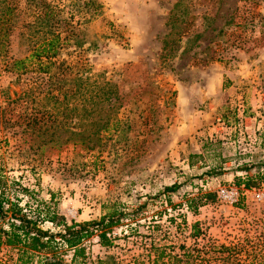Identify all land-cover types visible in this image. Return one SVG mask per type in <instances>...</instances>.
I'll return each instance as SVG.
<instances>
[{
	"label": "rangeland",
	"instance_id": "374dc122",
	"mask_svg": "<svg viewBox=\"0 0 264 264\" xmlns=\"http://www.w3.org/2000/svg\"><path fill=\"white\" fill-rule=\"evenodd\" d=\"M98 2L96 13L88 0H13L15 15L6 16L0 0V169L12 200L34 205L25 192L34 184L70 222L125 213L108 232L112 246L95 252L100 264H264V200L250 191L264 183L234 205L219 196L230 185L246 192L237 176L264 173V0ZM38 31L69 34L59 60L120 86L121 125L102 153L44 143L27 127L32 113L50 109L49 83L10 64L31 52ZM66 87L80 105L77 86ZM83 114L70 113L65 131L89 128L93 117ZM199 195L196 214L187 206ZM51 223L46 230H61ZM98 242L85 241L86 251Z\"/></svg>",
	"mask_w": 264,
	"mask_h": 264
},
{
	"label": "trees",
	"instance_id": "16d2710c",
	"mask_svg": "<svg viewBox=\"0 0 264 264\" xmlns=\"http://www.w3.org/2000/svg\"><path fill=\"white\" fill-rule=\"evenodd\" d=\"M11 1L6 2V16L15 15L16 6ZM95 7L98 13L102 5L98 0H88ZM15 9V10H14ZM4 17L5 23L7 17ZM39 12L36 15V22L42 27H46L44 17ZM34 27V25H32ZM3 27H0V34ZM41 34L40 31H38ZM51 33V34H50ZM70 35L62 36L57 31H49V35L41 34L35 46L30 53H26L22 57H11L12 63L10 69L13 72L34 74V83H49L48 89L45 91V97L51 105L50 109L40 117L32 113L30 117H25L27 127L36 130L37 136L45 138L44 143L51 144H81L82 148L87 152L98 151L102 153L105 139L110 134L117 133L121 125V119L118 117L120 110L125 105L124 95L118 84L110 81H99L94 79L92 75L85 73L84 65L81 64L79 69L77 65L68 63L67 60H59V49L62 45L70 42ZM0 42L4 44L3 38ZM76 67V72H74ZM68 83L77 86L74 94L80 96L81 104L76 105L70 103V97L73 96L72 89H67ZM32 86L31 93L34 94ZM63 100H60V97ZM74 95V96H75ZM64 104L63 110L60 111V105ZM55 111L57 113H55ZM83 111L85 116L91 115L92 121L90 127L74 131L66 129L67 119L70 113ZM64 115L65 120H60V116ZM66 132L62 135L63 132ZM191 164V162H190ZM249 170V169H248ZM247 170V171H248ZM264 183V173L258 171L255 175H247L246 177L237 176L235 184L244 186L246 189L260 188ZM6 179L0 169V249L3 244L11 246L22 251L20 260L22 264H32V257L36 253L43 254L44 264H74L79 259L86 257L87 249L85 241L98 236L100 244L111 247L112 241L108 237V232L113 228L120 226L125 213L119 210H113L103 215L99 220L86 222L68 221L64 215L59 213L57 204L50 201L42 208L37 205L36 211L27 213L23 211L20 205L21 199L16 198L14 201L10 199L6 193ZM180 185L174 184L166 188L165 192H175ZM30 196L32 193L25 190ZM33 197V196H32ZM204 196L194 197L187 208L196 214L199 208L205 205L201 203ZM5 203L9 204V208L5 209ZM10 219L7 221V218ZM12 220H18V223ZM7 221V225L5 227ZM46 221L52 222L57 227H61L58 232L46 230L41 227ZM3 222V223H2ZM73 252L71 263L65 259L67 252ZM163 258V255H160ZM176 260L173 264L179 263ZM158 264H171L165 261L157 260Z\"/></svg>",
	"mask_w": 264,
	"mask_h": 264
},
{
	"label": "crops",
	"instance_id": "0c3cea01",
	"mask_svg": "<svg viewBox=\"0 0 264 264\" xmlns=\"http://www.w3.org/2000/svg\"><path fill=\"white\" fill-rule=\"evenodd\" d=\"M16 180H18V179H16ZM8 182H9V180H8ZM10 182H12V181H10ZM29 188L31 190H28V191H30V193H32L33 197L32 196L31 197L34 199L35 204L32 205L31 200L30 201L25 200V202H28L30 207H34V211H36L37 205L40 206L39 208H42L44 205H46L50 201H52V199H53V201L55 199V197L50 198L49 195L43 193L42 189H40L41 191L38 190V192H40L41 196L40 197L37 196L35 193V192H37V189H36V186L34 184L29 185ZM11 191H12L11 185L8 184L6 187V193L8 194L10 199L12 200V199H14V197H13V194L11 193ZM47 222H49V221H46L45 224H43L42 228L45 229L47 227V225H46ZM6 225L7 224H5V227H6ZM91 248H89V250L87 251L86 257L84 259H79L74 264H100V263H102V261L104 259L103 256L98 255L95 252L97 251L99 253V252H101V250L102 251L106 250V249H108L107 246H103L102 244H100V242H98V243L93 244ZM21 256H22V251H18V249H16V248H13L11 246H6L5 244H3L1 247V252H0V264H22L23 260H20ZM72 258H73V254L70 255V259L68 260L69 263H71ZM31 260H32V264H44L43 254H40V253H36L34 255V257H32Z\"/></svg>",
	"mask_w": 264,
	"mask_h": 264
},
{
	"label": "built area",
	"instance_id": "2783aa9c",
	"mask_svg": "<svg viewBox=\"0 0 264 264\" xmlns=\"http://www.w3.org/2000/svg\"><path fill=\"white\" fill-rule=\"evenodd\" d=\"M245 191L246 192H241L238 187H236L234 185H230V186L222 187L219 191V196L223 201L234 205L240 201L241 194H246L249 190L247 189ZM250 191H254L255 197L257 198V200H259V201L264 200V191H257L256 189L250 190ZM19 198L21 199L20 205L23 208V211L27 212V213H33L34 207H30L28 202H25V200H27V201L29 200L27 198V196L21 195V196H19ZM8 208H9V204L5 203V209H8ZM73 217H75V216H73ZM12 221H15L18 223V220H12ZM107 235H108V237H111L110 233H108Z\"/></svg>",
	"mask_w": 264,
	"mask_h": 264
}]
</instances>
